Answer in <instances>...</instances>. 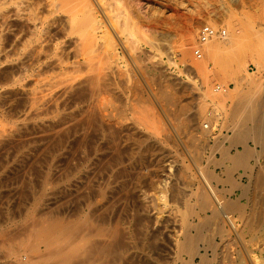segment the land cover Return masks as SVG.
<instances>
[{
    "label": "rangeland",
    "instance_id": "374dc122",
    "mask_svg": "<svg viewBox=\"0 0 264 264\" xmlns=\"http://www.w3.org/2000/svg\"><path fill=\"white\" fill-rule=\"evenodd\" d=\"M89 1L0 0V264H51L48 245L62 243L71 231L77 245L110 242L109 234L119 232L115 247L121 251L112 249L117 259L110 253L108 264H264V144L243 140L246 127L257 124L239 114L235 82L264 81V0ZM204 24L226 28L238 43L212 56L209 45L225 41L213 39L196 58L192 48ZM91 70L100 73L99 99L111 118L108 140L91 126L82 128L79 117L68 119L78 94L62 99L74 102L61 103L60 117L33 115L35 89L60 85L57 90ZM260 92L262 100L264 87ZM197 109L190 128L187 119ZM209 119L212 131L204 128ZM67 126H73L71 136H61L59 128L63 133ZM237 129L242 143L235 140ZM94 146L101 151L94 154ZM245 147L262 152L258 161L249 160L250 169L234 162ZM198 166L213 173L220 198L236 206L231 215L241 234L215 212ZM99 189L105 198L90 216L84 196ZM100 214L105 225L98 223ZM188 240L199 254H189ZM23 254L27 261H19Z\"/></svg>",
    "mask_w": 264,
    "mask_h": 264
},
{
    "label": "bare ground",
    "instance_id": "6f19581e",
    "mask_svg": "<svg viewBox=\"0 0 264 264\" xmlns=\"http://www.w3.org/2000/svg\"><path fill=\"white\" fill-rule=\"evenodd\" d=\"M98 1V3H100L101 5L105 2V1H108V0H97ZM235 4H237L238 3V0H232ZM87 3L88 4H90V1L89 0H87ZM221 4H223L222 2H221ZM220 4V5H221ZM222 6H224V4L222 5ZM221 6V7H222ZM91 12H93L94 11V8H91V9H89ZM95 12V11H94ZM93 13H91V15H92ZM104 14H105V11H104ZM107 14H109V13H107ZM94 15H96L95 13H94ZM106 15V14H105ZM110 15V14H109ZM109 15H107L106 17H108V19H111V18H109V17H111V16H109ZM93 16V15H92ZM94 17V16H93ZM96 21V19L95 18H93V21ZM3 27V26H2ZM3 31V30H2ZM223 40H225V41H220V42H222L221 44H220V42L218 43V41L217 42H212L210 45H209V50L210 51H208L209 52V54L210 55H212V56H216L217 54V52L219 51V47L221 46L222 48H223V50H221V51H224V50H229L233 45H235L236 43H238V41L236 40V39H234V38H232L231 36H229V37H224V39ZM209 44V43H208ZM40 46V45H39ZM236 46V45H235ZM22 47H23V45H22ZM233 48V47H232ZM36 49V48H35ZM39 49V48H38ZM25 50V49H24ZM233 50V49H232ZM238 50V49H237ZM38 51H40V50H38ZM230 51V50H229ZM42 52V51H41ZM232 52V51H231ZM38 53V55H39V52H37ZM229 53V52H228ZM216 54V55H215ZM224 54V53H223ZM236 54V53H235ZM24 55V54H23ZM27 55V54H26ZM35 55H37L36 53H35ZM37 55V60H39L38 58H39V56ZM237 55H239V54H237ZM244 55V54H243ZM229 57V56H228ZM232 57V56H231ZM234 57V56H233ZM218 58V57H217ZM238 58V57H237ZM36 59V58H35ZM225 59V58H224ZM240 59V58H239ZM231 60H232V58H231ZM238 59H236L235 60V65L234 66H236L237 67V63H238ZM35 62V61H34ZM36 62H38V61H36ZM241 62V61H240ZM239 62V63H240ZM41 63V62H40ZM227 63V62H226ZM232 63H234L233 61H232ZM233 65V64H232ZM48 66H49V64H48ZM56 66V65H55ZM58 66V65H57ZM241 66H243V65H241ZM42 68V67H41ZM88 68V67H87ZM91 68H89V70H90ZM244 69V68H243ZM58 70V69H57ZM81 70V69H80ZM237 70H239V67H238V69ZM91 71H94V70H91ZM90 71V72H91ZM39 72V71H38ZM49 72V71H48ZM95 72V73H94ZM94 72H92L90 75H86L85 77H80V75H79V78H72L71 80H73L71 83H69V85L67 84V82H64L65 83V87L63 86V87H58L57 88V90L55 89L57 86H60V85H57V84H60V83H57L56 85V87H52V89H55V90H52L51 88H47V90H45V91H39L38 89H35L37 92L36 93H34L33 95H32V97L33 98H31V99H29V101H32L33 100V107L35 108L34 110H35V114H33V115H37V116H39V115H41V116H43V115H49L50 113L51 114H53V115H55V116H59V115H61V113H60V111H61V109H60V107H64V106H60L61 105V103H64V102H62V99H63V101H64V98L65 97H71V96H69L70 94L72 95V93H74V94H78L77 96H75V100H77L76 102V105H77V110L75 111L74 110V108H73V110H74V112H70V114L68 113V112H66V113H68V119H72V117L73 116H77V117H79V119L78 120H80L82 123H80L82 126H84V125H86V126H88V127H92L93 128V130H95L96 131V133L97 132H99V134L101 133L102 134V138L104 139L105 138V140H108L109 139V134H112L111 132H112V124H111V121H110V119H109V111H108V115L105 113V108H104V106H105V104H104V97L102 98V99H99V94L101 93L100 91H98V90H100V89H98V84H97V82H98V74H100V73H98V74H96V71H94ZM37 73V72H36ZM89 73V72H88ZM88 73H86V74H88ZM81 75H83V74H81ZM37 76V75H36ZM38 76H40V75H38ZM42 76V75H41ZM46 76V75H45ZM66 76V75H65ZM75 76H77V75H75ZM100 76V75H99ZM250 76V75H249ZM71 77V76H70ZM73 77V76H72ZM78 77V76H77ZM37 78H39V77H37ZM261 78V77H260ZM55 79V78H54ZM53 80V79H52ZM101 80V79H100ZM61 81V80H60ZM67 81V80H66ZM47 82V81H46ZM51 82V81H50ZM49 82V83H50ZM58 82V81H57ZM235 82H236V86L237 87H239V91H238V96L237 97H239L237 100H238V103H237V109L239 110V114L240 115H243L244 117H246V118H248V119H251V120H253L254 122H256V124L257 125H254V127H251V128H249L248 129V127H246L247 128V131H244V132H242V133H244V138H243V140L244 139H246L247 137L249 138H253V139H255V140H258V142L259 143H261V144H264V139H263V135H264V98H262V100L260 99L261 97V95H262V93L260 92L261 91V89H262V87H264V81L263 80H258V79H254V77H250V79H247V78H244V77H238V78H236L235 79ZM40 83V81L39 80H37V84H39ZM44 83V82H43ZM49 83L47 84L48 85V87H50V85H49ZM53 83H55V82H53ZM46 84V83H45ZM46 85V86H47ZM51 85H54V84H51ZM63 85V83L61 84V86ZM40 86H45V85H40ZM55 86V85H54ZM39 87V86H38ZM44 89H46V87L44 88ZM35 90H34V92H35ZM38 91L40 92V93H38ZM140 91V90H139ZM31 92V91H30ZM76 92H78V93H76ZM170 93V92H169ZM73 94V95H74ZM171 94V93H170ZM72 95V98L74 97ZM167 95H168V93H167ZM101 96V95H100ZM172 95H170V97H171ZM67 97V98H68ZM102 97V96H101ZM165 98H167L168 99V97L166 96ZM69 99H71V98H69ZM68 99V100H69ZM73 100V102H74V99H72ZM66 101V100H65ZM70 101V100H69ZM104 101V102H103ZM68 101H66L65 103H67ZM72 101L69 103L68 102V104L69 105H71L72 103H73ZM64 103V104H65ZM25 104V103H24ZM74 105H75V103H74ZM74 105H73V107H74ZM40 106H43L44 107V110H42V109H40ZM60 106V107H59ZM30 107H31V104H30ZM42 107V108H43ZM69 106H66V109H71V107H69ZM108 108V107H107ZM28 109H29V107H28ZM64 109V108H63ZM62 109V110H63ZM33 110V109H32ZM107 110V109H106ZM198 110V109H197ZM194 111L193 112V114L187 119V125L191 128L192 126H193V124H195L196 122V119H198V116H200L199 114H200V111L198 110V111ZM70 111V110H69ZM32 112H34V111H32ZM214 112V111H213ZM236 113H238L237 111H236ZM63 114V113H62ZM31 115H32V113H31ZM64 115H66V114H64ZM218 114H216V112L214 113V116H217ZM40 117V116H39ZM60 117V116H59ZM63 117V116H62ZM61 117V119H63ZM70 117V118H69ZM56 118H58V117H56ZM235 118V117H234ZM240 118V117H239ZM246 118H245V121H246ZM31 119V118H30ZM54 119V118H53ZM59 119V118H58ZM64 119H67V118H65L64 117ZM68 119H67V121H68ZM214 119V118H213ZM43 120V119H42ZM57 120V119H56ZM76 120V119H75ZM64 121H66V120H64ZM69 121H71V120H69ZM74 121V119H72V122ZM79 121V122H80ZM209 121H212V124H213V120H210L209 119ZM38 122V121H37ZM40 122H42V121H40ZM54 122V121H53ZM61 122V121H60ZM50 123V122H49ZM68 123V122H67ZM78 123V122H77ZM43 124H44V122H43ZM42 124V125H43ZM58 124V123H57ZM69 124H70V122H69ZM75 124V123H74ZM79 124V125H80ZM234 124V123H233ZM53 125H55V124H53ZM60 126V125H59ZM63 126V125H62ZM236 126V125H235ZM69 126H67V128L66 129H64L63 130V133H62V130L59 128V132L61 131V133H59L60 135L61 134H63V136L65 135V136H68V135H70V132H71V134H72V131H71V129L70 128H72V127H70V128H68ZM76 127H78V126H76ZM58 128H57V130H58ZM79 128V127H78ZM82 128H86L87 129V127H82ZM194 128H195V126H194ZM55 129V128H54ZM241 129H243V128H241ZM192 130V129H191ZM191 130H190V132H191ZM88 131V130H87ZM237 131H238V129H237ZM237 131H236V133H237ZM241 131V130H240ZM85 132H86V130H85ZM208 132V131H207ZM239 132V131H238ZM83 133H84V130H83ZM53 134V133H52ZM238 135L235 137V140H236V142H239V141H241V143H242V140H239V136L240 135H242V134H240V132L239 133H237ZM85 136H87L86 134H84ZM83 135V136H84ZM62 136V135H61ZM71 136V135H70ZM111 136V135H110ZM5 137H8V136H5ZM88 137V136H87ZM84 137H82V139H83ZM111 138V137H110ZM85 139H87V138H85ZM85 139H83V141H85ZM242 139V138H241ZM66 140V139H65ZM7 141H9V139L7 140ZM58 141V140H57ZM53 142V141H52ZM66 142V141H65ZM87 142V141H86ZM235 142V141H234ZM1 143V142H0ZM3 143V142H2ZM8 143V142H7ZM59 143H60V141H59ZM59 143H58V145H59ZM61 144V143H60ZM79 144V143H78ZM82 144V143H81ZM80 144V145H81ZM92 145H95V143L94 144H92ZM2 146V145H1ZM0 146V147H1ZM4 146V145H3ZM56 146V145H55ZM90 146H91V144H90ZM89 146V147H90ZM87 147V146H86ZM89 147H88V149H89ZM95 147V146H94ZM99 147V146H98ZM19 148V147H18ZM53 148V147H52ZM61 148V147H60ZM91 148V147H90ZM104 148V147H103ZM93 149V153L95 154V153H97L98 151H101V148L99 147V149L100 150H98L97 151V147H95V148H92ZM86 151V150H85ZM84 152V151H83ZM224 155L227 157L228 156V151L225 149L224 151ZM90 153V152H89ZM92 152H91V154H93ZM105 153V152H104ZM107 153V152H106ZM262 153V152H261ZM261 153L259 152V153H257V152H255V151H253L252 149H250L249 147H245L244 148V150L243 151H241V153H239L238 155H237V157L234 159V162H236L237 164H239V165H241L240 167H242V166H244L246 169H250L251 167H250V165H249V160L251 159V158H256V160L258 161L260 158H261ZM88 155H90V154H88ZM101 155V157H103L104 158V156H102V153L100 154ZM108 155V154H107ZM99 156V155H98ZM225 156L223 157V158H225ZM100 157V156H99ZM122 158V157H121ZM197 158H200L199 156L197 157ZM93 159H95V160H97L98 158L96 157H94ZM83 160V159H82ZM92 160V159H91ZM103 160V159H102ZM85 161V160H84ZM98 161H100V160H98ZM97 162V161H96ZM95 162V163H96ZM258 163V162H257ZM236 164V165H237ZM81 165V164H80ZM93 166V165H92ZM105 166H107L106 167V169H111V167H112V163H110V161H108V164L107 165H105ZM80 167V166H79ZM83 167V166H82ZM82 167H80L81 169H82ZM199 167V169H200V171H201V174L203 175V184H204V186L206 187V189L208 190V192L207 193H209L210 194V197L215 201V212L216 213H218L219 215H221L227 222H228V224H229V226L231 227V229L229 228L228 230H232V229H234V231L235 232H237V235H238V231H236V226H235V219H233V217L234 216H232L233 214L231 213V209L232 208H235L236 206L235 205H233L232 203H225L224 201H223V199H221L220 198V196H219V193H218V191H217V189L215 188V186L212 184V174L210 175V173H208V172H205L204 171V169L202 168V167H200V166H198ZM115 168V167H114ZM81 169L79 170V171H81ZM113 169V168H112ZM108 170H107V172H108ZM104 171H105V169H104ZM79 175V174H78ZM69 176H71V174L69 175ZM68 176V177H69ZM107 176H108V178H109V175H108V173H107ZM114 176V175H113ZM87 177V176H86ZM66 178V177H65ZM80 178V177H79ZM88 178V177H87ZM96 178V177H95ZM80 179H82V178H80ZM87 181V180H86ZM264 182V181H263ZM106 183V182H105ZM262 183V182H261ZM71 184V183H70ZM69 187V186H68ZM264 187V186H263ZM91 188V187H90ZM105 191H104V189L103 190H101V189H99L98 190V192H97V194H96V192H91V193H89V195H85L84 197L86 198V199H88L87 200V208H88V210H89V213H91V215L90 214H86V215H90V216H92V214H95L96 215V213L98 212L97 211V209H98V207H99V205L100 204H102L101 203V200L103 201V199L105 198ZM80 197H83L82 196V194H81V196ZM209 197V198H210ZM84 198V199H85ZM225 200V199H224ZM226 201V200H225ZM70 202V201H69ZM73 203V202H72ZM66 204V203H65ZM66 206V205H65ZM208 206V205H207ZM211 206H213V205H211ZM238 206V205H237ZM238 208V207H237ZM237 210V209H236ZM88 212V211H87ZM232 214V215H231ZM102 214H100V216H101ZM105 215V214H104ZM104 215H102L103 216V218L102 219H105L106 217H104ZM140 215V214H139ZM107 216V215H106ZM141 216V215H140ZM215 216V215H214ZM143 217V216H142ZM89 218V217H88ZM184 218V217H183ZM85 219H86V217H85ZM89 219H91V218H89ZM101 218H100V220H98V223L100 224V222H101V224L102 225H105V223L104 222H107V219H105V221L104 220H102ZM144 218H142V219H139V220H141V222H143V221H145L146 219H144ZM186 219V218H185ZM184 219V220H185ZM93 220V219H92ZM143 220V221H142ZM86 221V220H85ZM87 221H88V219H87ZM86 221V222H87ZM94 221H96V220H93V222ZM183 221V220H182ZM189 221V220H188ZM43 222V221H42ZM89 222H90V220H89ZM92 222V221H91ZM90 222V223H91ZM168 222V221H167ZM191 222V221H190ZM89 223V224H90ZM104 223V224H103ZM140 223V222H139ZM147 223H148V221H147ZM183 223V222H182ZM192 223H194V222H192ZM191 223V224H192ZM82 224H85V223H82ZM87 224V223H86ZM89 224H87L86 226H90V228H92L93 229V227L92 226H94V224L93 225H89ZM92 224V223H91ZM143 225L144 224H146V222L145 223H142ZM98 225V224H97ZM97 225H96V227H97ZM142 225V226H143ZM147 225V224H146ZM149 225V224H148ZM184 225V224H183ZM38 226V225H37ZM40 226V225H39ZM83 226V225H82ZM141 226V225H140ZM184 226H189V224H187V223H185V225ZM192 226V225H191ZM33 227H34V225H33ZM77 227V226H76ZM85 227V226H84ZM106 227V226H105ZM144 227V226H143ZM223 227V226H222ZM78 228H79V230L82 228H80V226L78 225ZM77 228V229H78ZM86 229H88L87 227H85ZM104 228V227H103ZM102 228V229H103ZM116 228V227H115ZM145 228H147L146 226L144 227V229ZM228 228V227H227ZM70 229H74V228H70ZM92 229H88L89 231H88V233L90 234L91 232H93L92 231ZM112 229V228H111ZM143 229V228H142ZM226 229V228H225ZM225 229H224V231H225ZM249 229V228H248ZM78 230V231H79ZM100 230V227L98 228V231ZM104 230V229H103ZM107 230V229H106ZM105 230V231H106ZM185 230V229H184ZM220 230V229H219ZM222 230V229H221ZM33 231H34V229H33ZM32 231V232H33ZM75 231H76V228H75ZM78 231H76V232H78ZM82 230H80V233H82L81 232ZM91 231V232H90ZM223 231V232H224ZM104 232V231H103ZM102 232V233H103ZM112 232V231H111ZM183 232V231H182ZM185 232V231H184ZM231 232V231H230ZM71 233H72V231H71ZM71 233H69V232H67L66 234H67V236H66V238L64 237V241L62 242V243H60V244H58V243H56V242H53L54 243V245L55 246H51V248H49V246L50 245H48V250L49 251H46V252H48V253H46L45 255V257H46V259H45V261L47 262V263H51V264H104V263H106V262H108V257L107 256H109V257H111L110 256V253H112V255H115V254H113V250L112 249H116V248H119V247H115V245H116V243H118V241H119V239H118V241H116L117 240V236L116 235H118L119 234V232L115 235V233L113 234H111L113 237H111V235L109 234V237H110V242L108 241L109 239L107 238H105V243H103V239H102V242H99L98 244L96 243L97 241H95V240H93V239H91V240H93V241H91V242H89L87 245H86V243H78L79 245H77V244H74V242L71 240V239H73L72 237L71 238H69L70 237V235H71ZM226 233V232H225ZM244 233V232H243ZM242 233V234H243ZM73 234V233H72ZM76 233H74V235H75ZM95 234H97V235H105V233H103V234H101V233H95ZM184 234V233H183ZM222 234V233H221ZM239 234H241V233H239ZM77 235V234H76ZM75 235V236H76ZM32 236V235H31ZM30 235H29V237H31ZM40 236V235H39ZM72 236V235H71ZM86 236V235H85ZM115 236H116V238H115ZM120 236V235H119ZM226 236V235H225ZM240 236V235H239ZM258 236V235H257ZM51 237V236H50ZM53 237V236H52ZM77 237V236H76ZM75 237V238H76ZM80 237V236H79ZM103 237H105V236H103ZM121 237V236H120ZM119 237V238H120ZM184 237V236H183ZM226 237H230V236H226ZM241 237V236H240ZM60 238V240H61V237H59ZM112 238V239H111ZM253 238H255V237H253L252 236V238L251 239H253ZM50 239V238H49ZM48 239V240H49ZM53 239H55V238H52V240ZM95 239V238H94ZM97 239V238H96ZM100 239V238H99ZM129 239V238H128ZM226 239V238H225ZM48 240L47 239H44L43 240V242L44 243H46V242H48ZM51 240V241H52ZM58 240V239H57ZM101 240V239H100ZM99 240V241H100ZM121 240V239H120ZM180 240V239H179ZM256 240V239H255ZM62 241V240H61ZM262 241V240H261ZM58 242V241H57ZM167 242V241H166ZM264 242V241H263ZM43 243V244H44ZM101 243H103V244H101ZM120 244H121V242H119ZM118 243V244H119ZM176 243H178V242H176ZM184 243V242H183ZM117 244V245H118ZM192 244V242H191V240H188V242H186V245H185V248L187 249V251L189 252V254H191V255H195V254H199V250L197 249V248H192L190 245ZM198 244V243H197ZM227 244V243H226ZM248 244H250V243H248ZM13 245V244H12ZM74 245H77V247H74ZM246 245V244H245ZM119 246V245H118ZM141 246V245H140ZM261 246V245H260ZM5 247V246H4ZM122 247V246H121ZM175 247H176V245H175ZM12 248V247H11ZM10 248V249H11ZM24 248H26V247H24ZM23 248V249H24ZM245 248H246V250H247V252L249 253V260H251V263H253L252 261V257L250 256V252H251V250L249 249L250 247H248V245H246L245 246ZM122 249V248H121ZM178 249V248H177ZM12 250V249H11ZM14 251H16V250H14ZM18 251V250H17ZM20 251H21V253L23 252L22 251V249H20ZM118 251H121V250H119V249H116V251L114 252V253H116V255H118ZM8 253H9V251H7ZM165 252V251H164ZM247 252H246V254H247ZM264 252V251H263ZM7 253V254H8ZM11 253H13L12 251H10V253L9 254H11ZM17 254V253H16ZM97 254V255H96ZM121 254V253H120ZM119 254V255H120ZM202 254V253H201ZM116 255H115V258H116ZM8 256V255H7ZM13 256V255H12ZM41 256H43L42 254H41ZM205 256H206V254H205ZM228 256V255H227ZM226 256V257H227ZM24 257V258H23ZM23 257H21L22 258V260H21V258H19V261H27V258H29V257H27L26 255H24L23 254ZM107 257V258H106ZM114 257V256H113ZM119 257V256H118ZM120 257H122V256H120ZM204 257V256H203ZM244 257H246V256H244ZM5 258V257H4ZM32 258V257H31ZM30 258V259H31ZM189 258H190V256H189ZM112 259V258H111ZM110 258H109V262H110V260H111ZM117 259V258H116ZM123 259H124V257H123ZM193 259V258H192ZM244 259V258H243ZM114 260V259H113ZM119 260V259H118ZM117 260V261H118ZM242 260V259H241ZM245 260V259H244ZM14 261V260H13ZM116 261V260H115ZM121 261V260H120ZM163 261V260H162ZM240 261V260H239ZM7 262H9V264L11 263V260L9 259V261L7 260ZM119 262V261H118ZM243 262V261H242ZM6 263V262H5ZM14 263H16V261L14 262ZM116 263V262H115ZM248 263V262H247ZM13 264V263H12ZM18 264V263H17ZM20 264V263H19ZM39 264H42V262L41 263H39ZM46 264V263H45ZM106 264H108V263H106ZM255 264V263H254Z\"/></svg>",
    "mask_w": 264,
    "mask_h": 264
},
{
    "label": "built area",
    "instance_id": "2783aa9c",
    "mask_svg": "<svg viewBox=\"0 0 264 264\" xmlns=\"http://www.w3.org/2000/svg\"><path fill=\"white\" fill-rule=\"evenodd\" d=\"M227 34V29L224 27H214L209 24H204L200 27L197 37V43L192 48L194 56L198 59H201L203 56V47L205 44H207L209 41H212L213 39L224 38L227 36ZM216 91H221V87L218 86ZM204 128L208 131H212L214 129L210 121L204 124Z\"/></svg>",
    "mask_w": 264,
    "mask_h": 264
}]
</instances>
